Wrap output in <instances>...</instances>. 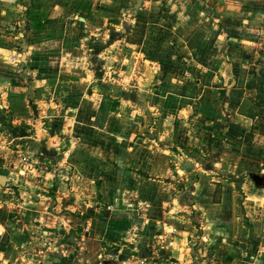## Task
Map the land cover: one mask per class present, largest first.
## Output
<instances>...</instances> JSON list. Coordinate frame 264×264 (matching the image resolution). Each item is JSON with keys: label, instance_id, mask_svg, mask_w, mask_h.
Wrapping results in <instances>:
<instances>
[{"label": "crops", "instance_id": "obj_1", "mask_svg": "<svg viewBox=\"0 0 264 264\" xmlns=\"http://www.w3.org/2000/svg\"><path fill=\"white\" fill-rule=\"evenodd\" d=\"M136 3L0 0V264L74 254L77 264L79 237L110 246L96 264H264V0H144L128 11ZM28 13L44 26L31 29L23 67L13 58ZM53 43L62 63H124L130 86L172 90L143 95L150 113L88 79L54 81L39 72ZM158 114L170 119L172 158L150 134ZM210 149L222 192L201 157Z\"/></svg>", "mask_w": 264, "mask_h": 264}, {"label": "rangeland", "instance_id": "obj_2", "mask_svg": "<svg viewBox=\"0 0 264 264\" xmlns=\"http://www.w3.org/2000/svg\"><path fill=\"white\" fill-rule=\"evenodd\" d=\"M133 10L134 9L132 8V9H129L128 11L133 12ZM74 11H73V13H74ZM73 13H71V14H73ZM33 17H34L33 14L28 13V15L25 18H23L22 21H20L21 22L20 26H25V29H24L25 32L23 33L24 35L22 37V41H20V45L18 46V48H19L18 52L20 54V57L16 56V58H17V60L20 61L19 64H21L23 67H25L24 65L28 62V59H29V55L27 54V52H29V50H30L29 49V47H30V40H29L30 35L29 34H30L31 29H39V28H42L44 26V24L42 23L44 20L43 14H40L37 19H34ZM65 19L67 21H65V20H63V21L65 22V24H67L68 19H69L68 16H66ZM20 30L21 31H19V32H22V29H20ZM43 40L48 41V37L44 36ZM34 41L35 40H32L31 42L34 43ZM52 46L55 48L54 51L56 52V53H54L55 58H53L54 61L52 62V67L43 68V69L39 70V72L47 74L49 77L52 74V76H53L52 80H54V81H57V78L59 76L73 77L74 79L78 78V79H82V80L88 79L89 80L88 82L92 81L91 89L95 85V87H97L98 90L100 91V93H102V94L108 95L110 92L112 94L118 93L123 98L129 99L128 101L131 103L129 106L130 109L131 108H133L134 110L147 109L148 112L152 113V111H149V108H148V106H150L149 104L151 103L150 102L151 100L150 99H147V100L144 99L143 95L147 96V95L159 93V91H160V93H169L172 90L171 86H164L163 88L159 89L160 86H158L157 81H155V82L151 81V82L142 83V84L134 83L133 85L130 86L125 80V72L128 71L129 68H128V65L124 64V63H117L115 69H108V67L105 65L100 67L99 64L96 62H95V64H91L90 62H88L89 64H86L85 68H82V67L78 68V67H76L77 63L75 61V58H73V60L75 62L72 60L73 61L72 63H71V61H69L68 63H62V61H61L62 57L59 54V52L57 51V47L59 46V44L53 43ZM92 72H93V74H92ZM135 75L136 76L138 75L139 77L144 75V74L142 75V68L140 66L136 69ZM92 76H95L94 79L92 78ZM54 77H55V79H54ZM109 79H111L112 83H108ZM183 83H186V82H183ZM191 84L193 86H195L197 89L203 88L199 84H196V80L192 81ZM177 85H179L181 87V89L184 88L183 92L187 87H190V89H187V90H189V92H193V90H194L192 88V85H190V84L185 86V84H182L179 82V83H177ZM91 89H89V94H91V92L92 93L94 92ZM55 91H56V88H54L52 93H53L54 97L56 98V97H58L59 93H56ZM57 91H59V89ZM62 91H64V90H62ZM87 91L88 90H86V92ZM50 94L51 93H50V90L48 87V95H50ZM106 103H109V101ZM91 104H93L92 101H91ZM110 104H112V101H110ZM182 115L186 116L187 113H184ZM150 118L152 120L150 122V124L153 127V133H150V134L152 135V138L157 141V145L155 147L160 148L161 150L165 151L167 158H172L173 157V155H171L172 154V148H173L172 147V139H171V136L169 137L170 129H169V125L167 123V120H170V119L165 118L162 120L161 114H158L157 117H155V115H153ZM185 119H187V117H185ZM106 121L107 120H104L102 123H100V125L105 126ZM160 123L163 125V128H164L163 130H161V124ZM187 123H190V120H188ZM189 125H191V124H189ZM214 138H217V137H214ZM193 151H195V153H199V151L196 149H193ZM216 155H217V153L212 152L210 149L207 152V156L201 155V157L203 159L206 158V160L209 161V164L211 165L210 171H213V173H211V176L213 179V181H211L212 188L214 189L215 192H222V190H223L222 187L224 184H227V181L224 182V181H221L222 179H219L220 178V168L217 165H214L212 163V158L216 157ZM181 157H182L183 163H186L187 161H191V160L194 161L192 159V156L185 153V152L182 154ZM233 183L236 185L237 190H239V192H241L242 191L241 190L242 181L240 179L239 180L233 179ZM82 234H85V233H82ZM71 240H75V239L72 238ZM76 242H78L80 244L79 259L77 260L78 261L77 264H96V262L100 263V260H102L101 255L108 254L107 250L110 247L108 245V243H106V242L103 244L101 242L95 241L94 239L82 240V237H79V240ZM122 246H124V244H122ZM122 246L120 247V249L123 248ZM126 249H128V247H126ZM126 249L124 248V250H126ZM79 260H80V262H79Z\"/></svg>", "mask_w": 264, "mask_h": 264}, {"label": "water", "instance_id": "obj_3", "mask_svg": "<svg viewBox=\"0 0 264 264\" xmlns=\"http://www.w3.org/2000/svg\"><path fill=\"white\" fill-rule=\"evenodd\" d=\"M144 0H137V3L134 7V12L137 13L141 6H142V3H143ZM6 181H7V178L6 176H3V175H0V186H6Z\"/></svg>", "mask_w": 264, "mask_h": 264}, {"label": "trees", "instance_id": "obj_4", "mask_svg": "<svg viewBox=\"0 0 264 264\" xmlns=\"http://www.w3.org/2000/svg\"><path fill=\"white\" fill-rule=\"evenodd\" d=\"M77 254L71 255L69 257H60L59 263L58 264H76L75 260H76Z\"/></svg>", "mask_w": 264, "mask_h": 264}, {"label": "built area", "instance_id": "obj_5", "mask_svg": "<svg viewBox=\"0 0 264 264\" xmlns=\"http://www.w3.org/2000/svg\"><path fill=\"white\" fill-rule=\"evenodd\" d=\"M13 61H14L15 63H20V61H19V60H17V58H16V57H14V58H13Z\"/></svg>", "mask_w": 264, "mask_h": 264}]
</instances>
